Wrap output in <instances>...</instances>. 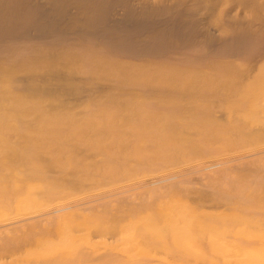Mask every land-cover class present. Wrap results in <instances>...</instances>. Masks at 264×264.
<instances>
[{"label": "bare ground", "instance_id": "obj_1", "mask_svg": "<svg viewBox=\"0 0 264 264\" xmlns=\"http://www.w3.org/2000/svg\"><path fill=\"white\" fill-rule=\"evenodd\" d=\"M262 61L264 0H0V264H264Z\"/></svg>", "mask_w": 264, "mask_h": 264}, {"label": "rangeland", "instance_id": "obj_2", "mask_svg": "<svg viewBox=\"0 0 264 264\" xmlns=\"http://www.w3.org/2000/svg\"><path fill=\"white\" fill-rule=\"evenodd\" d=\"M207 63H205V64H203L202 66L203 67H206L207 65H206ZM247 65V62L246 63H244V64H242L241 65V68H244L245 66ZM260 70L262 71V72H260L262 75H263V72H264V62L262 61V62H260ZM258 72V74H260ZM257 74V75H258ZM228 213V212H227ZM11 216H13V214L12 213H6V214H0V224L3 222V223H5L6 221H8V219L11 217ZM2 223V224H3ZM236 264H239V263H236Z\"/></svg>", "mask_w": 264, "mask_h": 264}]
</instances>
